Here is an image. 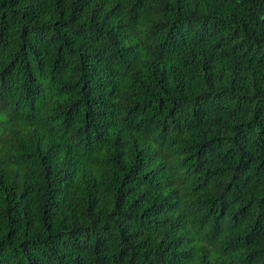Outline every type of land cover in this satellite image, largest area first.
Instances as JSON below:
<instances>
[{
	"label": "trees",
	"instance_id": "16d2710c",
	"mask_svg": "<svg viewBox=\"0 0 264 264\" xmlns=\"http://www.w3.org/2000/svg\"><path fill=\"white\" fill-rule=\"evenodd\" d=\"M0 264H264V0H0Z\"/></svg>",
	"mask_w": 264,
	"mask_h": 264
}]
</instances>
